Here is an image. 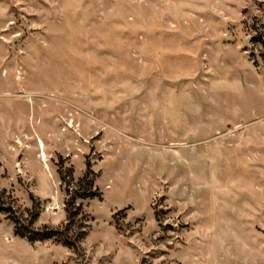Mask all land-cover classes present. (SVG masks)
<instances>
[{"label": "rangeland", "instance_id": "374dc122", "mask_svg": "<svg viewBox=\"0 0 264 264\" xmlns=\"http://www.w3.org/2000/svg\"><path fill=\"white\" fill-rule=\"evenodd\" d=\"M0 203L72 244L0 264H264V0H0Z\"/></svg>", "mask_w": 264, "mask_h": 264}, {"label": "trees", "instance_id": "16d2710c", "mask_svg": "<svg viewBox=\"0 0 264 264\" xmlns=\"http://www.w3.org/2000/svg\"><path fill=\"white\" fill-rule=\"evenodd\" d=\"M91 185H92V182L89 183V187H90L89 191L88 192L85 191V192L79 194L78 197L87 198V197L95 196V193L93 191H91V188H92ZM79 209H80V207H78L77 210H79ZM0 213H3L6 217V219H8L9 221H11L13 223L15 235L22 237V238H26L29 242L41 241V240H46V239H51V238H61L64 245L72 246L71 243H69L68 241L63 239L61 231L58 229H52V228H48L46 226H43L39 230L33 229L32 224L34 223L35 218H36L35 214L31 215V219L28 222L29 225L26 228L22 224L23 219L21 218V216L16 214V212L12 208V206L7 205L5 203H0ZM72 215L73 214L69 215L68 220H71Z\"/></svg>", "mask_w": 264, "mask_h": 264}, {"label": "built area", "instance_id": "2783aa9c", "mask_svg": "<svg viewBox=\"0 0 264 264\" xmlns=\"http://www.w3.org/2000/svg\"><path fill=\"white\" fill-rule=\"evenodd\" d=\"M45 210H46V211H53V210H55V207H54L53 205H47V206L45 207Z\"/></svg>", "mask_w": 264, "mask_h": 264}]
</instances>
